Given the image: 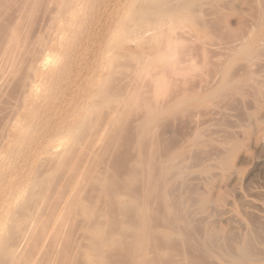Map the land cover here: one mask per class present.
<instances>
[{"label": "bare ground", "instance_id": "bare-ground-1", "mask_svg": "<svg viewBox=\"0 0 264 264\" xmlns=\"http://www.w3.org/2000/svg\"><path fill=\"white\" fill-rule=\"evenodd\" d=\"M15 1L0 0V12ZM118 1L109 15L102 62L77 87L76 92L84 89L81 101L66 102L30 168L21 173L9 168L17 188L0 185V264H264V253L255 251L249 236L234 249L216 228L200 230L203 235L196 230L191 211L197 203L199 213L205 211L208 199L188 186L200 201L183 193L190 162L197 163V157L168 155L159 142L164 118L221 100L229 90L239 91L243 81L256 84L253 93L264 99V82L257 79L264 64V0ZM22 2L21 13L42 3ZM81 2L49 0L56 7L51 23L61 29L51 40L40 36L36 50L25 41L10 53L15 27L13 37L0 42V109L14 80H20L23 94L7 117L0 110V170L10 149L6 146L28 124V105L43 99L47 78L59 68L55 54ZM237 3L248 7L249 17ZM61 17L67 19L60 22ZM0 21L1 33L4 18ZM221 50L226 53L222 65ZM216 52L222 57H214L220 58L214 67L210 59ZM199 71H207L206 86ZM119 76L129 85L119 83ZM197 78L204 86L199 90L192 85Z\"/></svg>", "mask_w": 264, "mask_h": 264}, {"label": "rangeland", "instance_id": "rangeland-1", "mask_svg": "<svg viewBox=\"0 0 264 264\" xmlns=\"http://www.w3.org/2000/svg\"><path fill=\"white\" fill-rule=\"evenodd\" d=\"M22 1L16 0L13 4L14 8L13 5L9 6L11 13L8 7H5L8 10H5L7 14L9 13L8 15L4 12L5 8L0 12V18H4L5 23H1L3 28L0 33V42H7L5 39L8 36L11 39L13 35L16 36L15 34L18 33L15 37L16 42H13L15 43L14 46L12 45L11 47L10 45L9 47L5 44L10 48L11 54L15 50L16 44H21L22 46L25 41L28 43L27 46L29 45L28 49L36 50L39 48L38 40L40 36H45L46 38L43 37L44 40L48 41L51 38L53 39L56 32L58 33L61 29L60 25H53L51 23L52 16L55 17V14H52V12H56V7L50 5L49 0H41L42 3L36 7L37 10L33 6V8L30 7V4V8L26 10L27 13H21ZM117 2L119 1L117 0ZM117 2L116 0H82L81 9H77L78 17H75V21L70 22V27L68 24L65 26L60 48L55 54L59 68L47 78L46 85L43 88V99L33 101L28 105V109L32 110V113L28 115L29 120L28 118L24 119V122H28L27 126L20 132L14 143L6 146V148L10 146V149L4 161L5 167L0 170V185L2 189L17 188L18 184L14 185V178L10 179V175L12 176L13 173L9 171V168L15 166L20 173L30 168L34 159L38 156L37 148L51 132L53 125L55 126L61 120L60 116L68 107L66 102L74 99L73 101L78 104L81 101L84 89L76 92L77 87L84 79L87 80L88 76L91 77L102 62V51L106 50L105 48L110 38L109 29L111 23L108 20L109 15L112 13L114 4H117ZM111 3L112 5H110ZM239 6L238 10L244 11L243 13L246 18L249 17L247 14L248 7L237 3L236 7ZM117 8L121 9L122 6H118ZM33 9L34 12H32ZM18 13L20 14V18ZM16 18L17 20L20 19L18 21L22 19L23 21L18 23ZM64 18L67 19V17ZM64 18H57V20L64 22ZM7 24L8 26L11 25L10 29ZM14 27L17 28V32ZM11 28L15 31L13 30L14 32H12ZM11 32L14 34L12 35ZM220 53H223V57L220 54L221 60L220 58H216V60L214 58L215 56L220 57L218 56L219 53L216 52L215 55H211L213 57H210L212 66H214V63L216 64L217 60H220V65H222L223 58L226 56L224 54L226 53L225 51L222 52V50ZM29 58L30 55H27L26 60ZM218 64L219 62L216 65ZM133 65V67L136 66L135 63ZM24 66L22 72L26 71V66ZM261 67L260 70L263 69V73L257 76L262 77H256L259 81L264 82V64H261ZM240 71L243 72L242 70ZM205 72L207 71H201V73L199 71L197 73L199 79L202 76L203 83L202 81L201 83L204 86L207 85L204 79ZM241 72H239L240 76L238 78L243 80L244 77ZM119 78V83L125 86L129 85L130 80L127 82L123 76H119L117 79ZM198 78L196 79L198 82L196 80L192 82V85L197 90L204 87ZM250 85L248 81H243L242 85L240 84V87L242 86L239 90L240 92L229 90L226 92L228 95L222 96L221 100L217 99L214 102V99L207 104L190 105L184 111L164 118L160 124L165 122L163 124L165 128L162 127L165 134L164 137L160 136L162 141L159 142L160 145L162 144V146L168 148V152L170 151L168 155H180L181 159L186 156L188 160L197 157V163L201 164L198 165L195 163L196 160H193L195 165H197L195 167L193 161L190 162L192 169L187 172L188 181L186 180L185 183L187 184L185 186L191 187L193 191L197 192L200 190L204 194L205 199H208L205 211L199 213L198 209L200 207L198 203V205L196 204L197 208L194 206V211H191L190 218L191 220L193 219L191 222L197 227L196 230L199 233L202 231L204 234L207 231H211L212 227L216 228L219 234L222 232L221 238L224 240L225 238L226 240L229 239L227 242L234 249L238 241H241L245 236H249L251 245L254 246L255 251L264 253V99L253 93L256 84L250 83ZM208 86L211 85L209 84ZM241 90L243 92L246 91V93L243 95ZM145 91L148 92L149 89ZM247 91L252 94L247 93ZM7 92L10 94V98L2 99L3 102L1 101L0 109L4 112L2 115H6L4 117H7V114H11L17 105L22 103L23 94L21 92L20 80H14ZM200 97L202 98V96ZM159 127L162 134V128L161 126ZM161 134L159 133V135ZM0 136L2 135L0 134ZM2 139L3 136L0 139L1 143ZM169 142L171 146H174L173 150ZM227 156L233 158L230 159ZM224 157L226 160L223 159ZM186 158L184 159L187 160ZM229 162H232L230 166ZM229 167L232 168L229 169ZM195 176L199 178L197 177L195 180H192ZM188 187L187 189L184 188L183 198L192 199L195 202L200 201L198 197L196 199L193 198L190 192L191 188L189 189ZM205 191L208 193H205ZM254 223L256 224V228ZM260 225L262 228H260ZM202 233L201 235H203Z\"/></svg>", "mask_w": 264, "mask_h": 264}]
</instances>
